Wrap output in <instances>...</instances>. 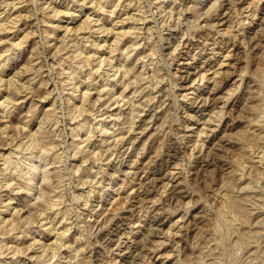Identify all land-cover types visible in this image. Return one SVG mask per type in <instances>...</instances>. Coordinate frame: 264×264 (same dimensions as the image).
I'll list each match as a JSON object with an SVG mask.
<instances>
[{
    "label": "clouds",
    "instance_id": "clouds-1",
    "mask_svg": "<svg viewBox=\"0 0 264 264\" xmlns=\"http://www.w3.org/2000/svg\"><path fill=\"white\" fill-rule=\"evenodd\" d=\"M0 264H264V0H0Z\"/></svg>",
    "mask_w": 264,
    "mask_h": 264
}]
</instances>
